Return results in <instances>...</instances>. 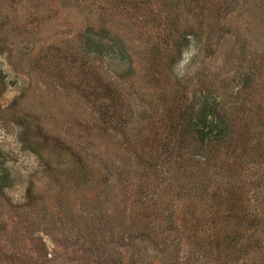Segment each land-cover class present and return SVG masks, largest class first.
I'll use <instances>...</instances> for the list:
<instances>
[{
  "label": "rangeland",
  "instance_id": "1",
  "mask_svg": "<svg viewBox=\"0 0 264 264\" xmlns=\"http://www.w3.org/2000/svg\"><path fill=\"white\" fill-rule=\"evenodd\" d=\"M257 209L264 0H0V264H251Z\"/></svg>",
  "mask_w": 264,
  "mask_h": 264
},
{
  "label": "trees",
  "instance_id": "2",
  "mask_svg": "<svg viewBox=\"0 0 264 264\" xmlns=\"http://www.w3.org/2000/svg\"><path fill=\"white\" fill-rule=\"evenodd\" d=\"M227 185H228V183H227V180H226V183L223 185V188H226L225 186H227ZM232 209H233L232 207H231V209H229L228 218L242 219V222L244 224L248 223V221L246 220V217H245V219H244V217L240 218L241 217L240 216L241 212H239V209H234L233 210L235 214L234 213L232 214ZM252 213H254V211H252ZM261 213H263V215H264V210H262V212L259 209L255 210V213H254L255 220L252 219V223H254L256 221H259L261 219ZM254 226L255 225L252 226L253 229L255 228ZM241 227H243V226H241ZM260 228L261 227L259 226V229ZM261 229H262V233L264 234V227L261 228ZM255 230H257V229H255ZM247 232H248V229L244 228V229H242L240 231V234H242V236H239L240 246H241L242 249H244V251L246 253V257H245L244 261L246 263H251V264L253 262H255L257 264H264V235H262V237L261 236L259 237V242H258L257 239H256V233L255 232H254V234L251 233L250 235H247ZM253 236H255V240L257 242V248L258 249H256L254 247V251L251 253L249 251L250 248H252L254 245H256V243H254L253 240H252ZM232 238L234 240L235 239V235H232Z\"/></svg>",
  "mask_w": 264,
  "mask_h": 264
},
{
  "label": "clouds",
  "instance_id": "3",
  "mask_svg": "<svg viewBox=\"0 0 264 264\" xmlns=\"http://www.w3.org/2000/svg\"><path fill=\"white\" fill-rule=\"evenodd\" d=\"M181 63H183V61H181Z\"/></svg>",
  "mask_w": 264,
  "mask_h": 264
}]
</instances>
